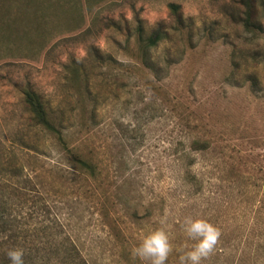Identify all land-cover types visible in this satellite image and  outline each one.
<instances>
[{
  "label": "rangeland",
  "instance_id": "rangeland-1",
  "mask_svg": "<svg viewBox=\"0 0 264 264\" xmlns=\"http://www.w3.org/2000/svg\"><path fill=\"white\" fill-rule=\"evenodd\" d=\"M257 1L262 26L249 32L235 0H0V264L14 247L24 264H141L118 260V222L134 245L165 227L174 249L167 264H180L194 244L187 216L220 230L202 264H264V253L249 256L264 249ZM139 26L144 37L166 31L147 65ZM27 90L41 94L100 174L36 124ZM196 138L209 147L191 151ZM188 153L197 186L184 181ZM147 206L151 219L137 222L134 209Z\"/></svg>",
  "mask_w": 264,
  "mask_h": 264
},
{
  "label": "trees",
  "instance_id": "trees-1",
  "mask_svg": "<svg viewBox=\"0 0 264 264\" xmlns=\"http://www.w3.org/2000/svg\"><path fill=\"white\" fill-rule=\"evenodd\" d=\"M236 3L242 8V25L243 27L249 31V32H256L257 30L261 29V24L257 22L258 18V12H259V6L257 0H235ZM172 9V13L175 14L177 18V22L181 23V16L177 12V6L174 4L170 5ZM137 37L143 42L142 50L140 57L142 59V63L147 65L148 61V54L151 48L156 47L164 38L166 31L157 28L153 30L147 37L143 36V30L142 27L137 28ZM149 67H153L150 63L148 64ZM26 103L30 109V112L33 115V118L36 122V124L43 126L47 130H50L53 132L62 149L64 152L71 158V160L78 165H80L82 168L87 170L91 175H97L101 173V168L99 166V163L92 158H87L80 152V149L76 147L75 145H72L69 143V140L67 138L66 132L64 131L65 127L63 126L62 122L58 121L56 122L52 116L48 108L46 107V104L43 101V98L41 94L37 93L34 90H27L26 92ZM209 147V142L207 140H201V139H194L191 142L190 149L193 152H196L201 149H207ZM185 161V172H184V181L185 183L189 185H198L199 180L191 172V166L194 164V158L191 156L190 153L186 154L185 156H182ZM182 158V159H183ZM152 207L147 206L144 211L138 210L136 207L133 211V216L136 219V221L145 224L146 220H150L152 217ZM106 212L109 214L110 210L109 208H106ZM145 220V221H144ZM118 222V221H117ZM157 223V222H155ZM123 224V222H122ZM115 228L118 229V231L122 235V239L119 242V255L118 260L123 258L126 262H140L139 260L135 259L131 255V249L134 247L133 240H131V236L128 235V229L123 224L120 226V222L115 224ZM127 252V253H126ZM247 251H241L240 254L243 256H247ZM264 253V249L258 248L257 250H253L252 252H249V256L255 260V262H258V258L261 256V254ZM236 264H242V262H236Z\"/></svg>",
  "mask_w": 264,
  "mask_h": 264
},
{
  "label": "clouds",
  "instance_id": "clouds-1",
  "mask_svg": "<svg viewBox=\"0 0 264 264\" xmlns=\"http://www.w3.org/2000/svg\"><path fill=\"white\" fill-rule=\"evenodd\" d=\"M160 223L163 225L166 221L161 220ZM182 227L186 237L194 241V244L190 250L180 256V264H202L217 245L220 237L219 228L205 218L193 216L185 217ZM173 250L172 237L168 230L161 226L147 231L132 247L131 255L141 264H167ZM6 256L10 264H24L22 248H11Z\"/></svg>",
  "mask_w": 264,
  "mask_h": 264
}]
</instances>
